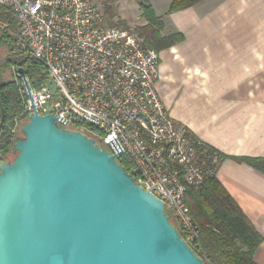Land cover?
<instances>
[{
    "label": "built area",
    "instance_id": "1",
    "mask_svg": "<svg viewBox=\"0 0 264 264\" xmlns=\"http://www.w3.org/2000/svg\"><path fill=\"white\" fill-rule=\"evenodd\" d=\"M0 5L15 16L24 55L46 70L37 88L29 83L38 112L53 113L61 126L121 151L117 159L127 158L135 183L163 200L179 233L189 245L196 243L199 231L186 193L216 176L222 158L176 124L161 103L158 51L145 46L136 30L108 24L102 0H0ZM25 109L28 116V98ZM21 125L0 121V161L11 151H1L4 130L15 138Z\"/></svg>",
    "mask_w": 264,
    "mask_h": 264
},
{
    "label": "water",
    "instance_id": "2",
    "mask_svg": "<svg viewBox=\"0 0 264 264\" xmlns=\"http://www.w3.org/2000/svg\"><path fill=\"white\" fill-rule=\"evenodd\" d=\"M31 112L0 161V264H206L163 200L79 130Z\"/></svg>",
    "mask_w": 264,
    "mask_h": 264
},
{
    "label": "crops",
    "instance_id": "3",
    "mask_svg": "<svg viewBox=\"0 0 264 264\" xmlns=\"http://www.w3.org/2000/svg\"><path fill=\"white\" fill-rule=\"evenodd\" d=\"M102 1L145 24L136 0ZM148 1L162 34L181 36L157 50L161 103L221 153L216 177L263 236L253 259L264 264V0H198L170 12L172 0Z\"/></svg>",
    "mask_w": 264,
    "mask_h": 264
},
{
    "label": "trees",
    "instance_id": "4",
    "mask_svg": "<svg viewBox=\"0 0 264 264\" xmlns=\"http://www.w3.org/2000/svg\"><path fill=\"white\" fill-rule=\"evenodd\" d=\"M136 1L145 20V24L138 27L136 33L142 38L145 46L157 51L181 39L178 34L163 35V22L160 17L156 16L149 1ZM197 1L172 0L168 11L181 10L194 5ZM104 3L105 11L112 19L115 16L114 12L108 2ZM14 17L9 8L0 5V51L5 53L0 60V68L5 65L6 72L10 73L12 68L17 72L16 69L23 67L28 82L34 88L46 80L47 73L40 62L25 56L16 44L20 37L17 31V21ZM109 23L113 26L128 28L126 22L121 19L115 23L111 21ZM17 78L18 80H15L14 84L18 90V95L14 99L6 91V86L10 85L11 82L0 84V121L9 126H12L15 120L22 123L27 120L25 109L27 96L19 74ZM3 134L5 136L3 147L6 146V143H10L12 146L14 136L8 130L4 131ZM10 154L12 155L11 151ZM118 161L124 170L132 173L127 158H121ZM186 201L199 231L197 242L190 243V246L206 264H256L253 256L256 248L262 242L263 236L254 228L216 176L208 179L197 191L189 187L186 193Z\"/></svg>",
    "mask_w": 264,
    "mask_h": 264
},
{
    "label": "rangeland",
    "instance_id": "5",
    "mask_svg": "<svg viewBox=\"0 0 264 264\" xmlns=\"http://www.w3.org/2000/svg\"><path fill=\"white\" fill-rule=\"evenodd\" d=\"M111 2L115 1V0H109ZM99 2V1H98ZM104 2V1H103ZM114 3V2H113ZM105 3H103V9H104V13L105 14V20L108 24H111L109 23L110 21L115 23L117 22L119 19L123 20L126 22V25L128 26V28L130 27L132 30H137L138 27L142 26L144 21L140 18V15L138 13H136V11L130 9L129 10V15H131V19H129L128 21L126 19H122L121 17L119 16H114L112 19L109 17V14H107V12L105 11ZM119 12V10L117 11ZM124 27V26H122ZM126 28V27H124ZM19 42V41H18ZM18 42L16 43L18 46ZM5 53L4 52H1L0 51V60H2V58L4 57ZM14 68H12L11 72L9 73L8 71L6 72V67L5 65H3L1 68H0V84L1 83H5V82H11L10 85H7L6 86V91L8 93V95L14 99V97L16 98L18 95V90L16 88V85L14 84L15 80H18L17 78V72L13 70ZM34 88H37V87H34ZM6 127L9 126V125H6L4 124ZM6 131V129L4 130ZM4 135V134H3ZM1 136V151L4 152V153H7L9 152L10 150V143L7 144L6 143V146L3 147V143H4V138L5 136ZM13 158V154H9V156L5 159V160H11Z\"/></svg>",
    "mask_w": 264,
    "mask_h": 264
}]
</instances>
